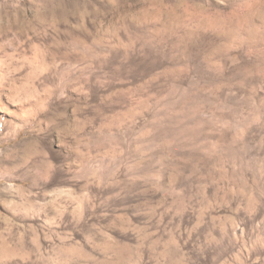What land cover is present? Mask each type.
Segmentation results:
<instances>
[{
	"label": "clouds",
	"instance_id": "clouds-1",
	"mask_svg": "<svg viewBox=\"0 0 264 264\" xmlns=\"http://www.w3.org/2000/svg\"><path fill=\"white\" fill-rule=\"evenodd\" d=\"M0 264H264V0H0Z\"/></svg>",
	"mask_w": 264,
	"mask_h": 264
},
{
	"label": "rangeland",
	"instance_id": "rangeland-1",
	"mask_svg": "<svg viewBox=\"0 0 264 264\" xmlns=\"http://www.w3.org/2000/svg\"><path fill=\"white\" fill-rule=\"evenodd\" d=\"M222 212L224 211L223 209L221 210ZM55 215V213L54 212H49V216L50 217H52V216H54ZM38 223V222H37ZM37 223H33V227H36L37 226ZM255 258V257H254Z\"/></svg>",
	"mask_w": 264,
	"mask_h": 264
}]
</instances>
